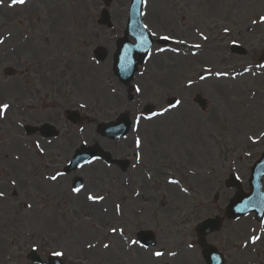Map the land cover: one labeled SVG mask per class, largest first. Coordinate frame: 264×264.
Here are the masks:
<instances>
[{
	"label": "rangeland",
	"instance_id": "1",
	"mask_svg": "<svg viewBox=\"0 0 264 264\" xmlns=\"http://www.w3.org/2000/svg\"><path fill=\"white\" fill-rule=\"evenodd\" d=\"M102 1L0 2V53H7L0 55V80L8 81V86H0V102H11L8 115L0 119V140H5L0 144V190L17 193L9 202L0 203V264L30 263L26 255L31 246L38 247L42 257L62 250L65 264H148L154 260L151 253L126 245L136 228L155 234L156 245L151 250L165 251L164 258L157 259L160 262L166 252L178 247L189 253L184 264H204L196 244V225L206 217L224 214L234 193L224 183L231 173L241 181V190L248 191L250 168L264 150V22L260 21L264 2L145 0L146 28L154 39L170 37L171 44L168 48L154 45L134 80L125 86L113 75L112 56L126 26L129 0H111V27L98 23ZM59 2L75 10L65 30L73 34V49L83 50L84 59L69 62L61 58L67 46L56 18ZM233 41L241 51H233ZM99 47L108 52L103 62L93 57ZM33 65L48 93L42 94L40 106L29 101L24 120L14 106L25 99L19 80L27 78V66ZM206 67L211 76H206ZM6 68L14 75L6 76ZM216 72L228 75L215 77ZM196 94L207 101L204 111L192 100ZM173 95L180 100L176 108L153 118L138 117L146 103L161 113L166 98ZM47 102L53 105L40 109ZM64 107L75 108L85 117L82 126L87 145L97 143L114 159H128L134 170L123 173L96 161L49 182L47 177L60 171L70 158L71 146L79 145L76 126L64 119ZM124 112L135 119L129 135L117 141L101 137L98 125ZM27 121L36 126L53 124L61 133L54 143L63 149L55 150L54 143L45 142L44 156L28 150L25 145L37 135L22 134L18 125ZM22 135L27 138L19 139ZM193 136L197 137L192 146ZM191 172L204 176L193 180ZM75 175L84 183L78 194L70 187ZM171 178L182 186L183 194L168 183ZM6 180L15 181V186L10 188ZM106 190L110 205H105V199L103 208L111 214L101 224L94 214L102 202L88 205L86 196L104 195ZM134 190L147 201L129 202L140 199L132 198ZM164 198L171 200L172 210L160 209ZM149 200L144 215L130 214L131 210L139 212L136 208ZM117 208L123 217L128 216V222L114 214ZM115 228L123 230L124 241L109 233ZM254 236L259 237L255 243ZM208 241L229 261L264 264V221H255L253 214L225 220Z\"/></svg>",
	"mask_w": 264,
	"mask_h": 264
},
{
	"label": "water",
	"instance_id": "2",
	"mask_svg": "<svg viewBox=\"0 0 264 264\" xmlns=\"http://www.w3.org/2000/svg\"><path fill=\"white\" fill-rule=\"evenodd\" d=\"M141 1L142 0H134L132 9L130 10V18L128 20L127 28H126V37L124 39H121L119 41L118 45V50L117 54L115 57V67L114 71L115 73L123 79V81L126 83L132 76V73L136 69V65L139 63H142L145 54L147 50L150 47V40L149 37L146 33V31L143 28L142 22H141ZM106 3H108V0H106ZM132 12V14H131ZM101 22L102 23H109V17L108 14L103 12V15L101 17ZM132 36L136 39L137 43L135 45H132L128 41V37ZM102 53V52H100ZM138 53V58L133 59V54ZM99 58L103 57L102 54L97 55ZM129 129V122L125 117H122L118 120V124H111L102 129V132L106 133L110 137H115L122 135L123 133H126L127 130ZM117 130V131H113ZM114 133H117L114 135ZM97 148H92L91 150L86 151V154L93 156L94 151ZM78 155L76 157H79L82 153L78 152ZM85 154V153H84ZM84 157L83 155H81ZM264 171V156L263 158L256 163V165L253 168V180H256V178H259ZM244 199L243 196L238 197V199H234L231 201L230 205L228 206L227 209V215L226 217H235V207L241 209L240 213H244L246 211H250V209H253V207H250L251 205L249 203H240L237 204V200H242ZM249 206V208H248ZM263 213V211H262ZM221 224V220L219 218L215 219H208L203 224L201 225L200 234L201 236L217 229ZM203 243V242H202ZM213 252V251H212ZM209 261L211 264H217L218 259L215 255H210L208 257Z\"/></svg>",
	"mask_w": 264,
	"mask_h": 264
},
{
	"label": "bare ground",
	"instance_id": "3",
	"mask_svg": "<svg viewBox=\"0 0 264 264\" xmlns=\"http://www.w3.org/2000/svg\"><path fill=\"white\" fill-rule=\"evenodd\" d=\"M256 1H258V2H264V0H256ZM242 3L243 4H250V3H253L252 1H250V2H246V1H244V0H242ZM56 7H57V14H56V18H57V23L60 25V28H61V32H62V34L64 35L63 36V38H64V40H65V43H66V46H67V50L63 53V54H61V58L62 59H64V60H67V61H71L72 59H75L76 57H81V58H83L84 59V51L83 50H81V49H76V50H74L73 49V41L71 40V37L73 36V34H69V35H67L66 34V30H65V26L67 25V22H68V17H69V15H71L72 13H75V10H74V8L72 7V6H70L69 4H67L66 5V3L65 2H59L57 5H56ZM71 7V8H70ZM56 9V8H55ZM57 23H56V25H57ZM207 68V70H208V73H206L207 75L206 76H211L212 75V73H210L209 72V67H206ZM196 137L197 136H193V138L191 139V142H192V146L194 145V143H195V139H196ZM191 151H193L192 150V147H191V149H190ZM194 153H192V155H193ZM190 175H191V178L193 179V180H197L198 181V179H202V176H204V174L203 173H201V174H198V173H195V172H191L190 173ZM172 180V179H171ZM171 186H176L177 187V189L182 193V191H181V189H182V187L181 186H179L178 184H174V183H172L171 184ZM104 195H101L100 197H103V199H97V200H90V199H88V197L89 196H87L86 197V199H87V203H89L88 205H92V204H90V201H92V202H95V203H93V204H97V206L99 205V203H97V202H102L100 205L102 206L98 211H95V214H94V216H96V217H98L99 218V220H100V222H101V224L102 223H104L106 220H107V215L108 214H111V212H109V208L107 209V208H103V207H106L105 205H110V197H111V195H110V192L109 191H104ZM132 198L133 199H137V198H140L139 197V194H134V195H132ZM144 198H147V197H144L143 195H142V197L137 201V202H133V200H131V199H129V202H131V203H134V205L136 204V203H142V202H146L147 201V199H144ZM105 199H106V204H105ZM126 200V199H125ZM164 200H165V202H164ZM164 200H162L160 203H159V205H160V209L161 210H163V209H168V210H172V204H171V200H166L165 198H164ZM149 203H151V201L149 200L148 202H147V204L144 206V205H142V207H143V209H145V210H147L148 209V206H149ZM105 204V205H104ZM112 204H113V202H112ZM148 211V210H147ZM114 212V211H113ZM115 213L116 214H120L121 213V210H115ZM107 227H108V225H107ZM110 227V226H109ZM182 252V251H181ZM188 252H185V253H180L179 255H177V257L175 258V259H179V258H185V257H187L188 256Z\"/></svg>",
	"mask_w": 264,
	"mask_h": 264
},
{
	"label": "snow or ice",
	"instance_id": "4",
	"mask_svg": "<svg viewBox=\"0 0 264 264\" xmlns=\"http://www.w3.org/2000/svg\"><path fill=\"white\" fill-rule=\"evenodd\" d=\"M0 2H2V0H0ZM12 2H13L14 4H15V3L23 4V3L26 2V0H12ZM260 21L264 22V16H261V17H260ZM253 23H255V21H253ZM145 27H147V26H145ZM225 31H228V29H225ZM164 39H170V37H164ZM0 42H2V41H0ZM233 43H235V41H233ZM196 47L199 48L200 45H196ZM217 75H220V74L218 73ZM201 79H203V77H201ZM189 83H191V81H189ZM139 90H140V89L137 88V91H139ZM176 103H177V105H179L180 102L177 101ZM8 107H9V105H7V104L0 105V116H2V115L4 114V111H5L6 109H8ZM164 111H167V109H165ZM159 114H163V113H153V115H159ZM139 145H140V141H139V139H138V140H137V146H139ZM37 146H39V145H37ZM41 151H43V149H41ZM58 175H59V173H58ZM56 178H57L56 176L51 177L52 180H55ZM13 183H15V181H13ZM81 187H83V185H81ZM80 190H81V188H74V189H73V191H75V192H79ZM3 196H4V193H3V192H0V197H3ZM88 199H90V200H97V199H103V197H93V196L89 195ZM112 231L115 232L116 229H112ZM257 239H259V237H255V236L252 237V242L255 243V241H256ZM133 243H135V241H133ZM191 246H192V245H189V247H191ZM89 247H91V245H89ZM105 247H108V245H105ZM53 255L59 257V256H62L63 253H61V252H54ZM155 255L160 256V255H162V253L157 252V253H155ZM173 255H174V253H173Z\"/></svg>",
	"mask_w": 264,
	"mask_h": 264
},
{
	"label": "flooded vegetation",
	"instance_id": "5",
	"mask_svg": "<svg viewBox=\"0 0 264 264\" xmlns=\"http://www.w3.org/2000/svg\"><path fill=\"white\" fill-rule=\"evenodd\" d=\"M31 75L34 77L31 81H32V88L34 89V99L37 101V103L40 101V94L42 92V85H43V82L42 80L39 78V72H38V69L37 68H32L31 69ZM26 81L23 80V83H22V89L25 90V87H26ZM45 108L47 107V105L44 106ZM64 110L66 109L65 107L63 108ZM63 110V111H64ZM37 134V133H35ZM38 138H42L39 134H37ZM58 137V134L56 136V138ZM43 139V138H42ZM58 149L61 151L63 149L62 145H58Z\"/></svg>",
	"mask_w": 264,
	"mask_h": 264
}]
</instances>
